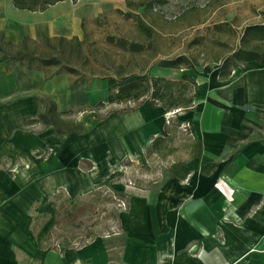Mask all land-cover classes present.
Wrapping results in <instances>:
<instances>
[{
	"label": "crops",
	"instance_id": "crops-1",
	"mask_svg": "<svg viewBox=\"0 0 264 264\" xmlns=\"http://www.w3.org/2000/svg\"><path fill=\"white\" fill-rule=\"evenodd\" d=\"M50 8L30 11L0 0V264H264V64L246 62L226 79L215 70L192 73V109L177 114L144 104L127 113L138 115L125 126L112 124L120 116L109 114L87 135L41 123L22 128L43 110L39 99L56 100V92L51 74L22 70L4 56L31 52L38 28L43 40L54 37ZM179 70V77L192 72ZM169 117L180 125L166 124ZM158 135L171 137L163 153L153 154L168 164L167 181L154 192L129 189L115 233L76 247L37 245L32 218L22 216L30 200L59 190L67 197L89 193L102 168L147 162L146 148ZM31 148L48 152L37 162L44 183L28 181L33 173L22 177L17 165L22 149L26 155Z\"/></svg>",
	"mask_w": 264,
	"mask_h": 264
},
{
	"label": "rangeland",
	"instance_id": "rangeland-1",
	"mask_svg": "<svg viewBox=\"0 0 264 264\" xmlns=\"http://www.w3.org/2000/svg\"><path fill=\"white\" fill-rule=\"evenodd\" d=\"M51 6L54 37L49 42L43 40L40 35L45 30L38 28L37 41L28 43L29 54L57 56L62 63L78 70L75 74L62 72L51 78L52 90L56 92L54 101H58L59 111H66L61 115L67 122L65 126L82 124L79 130L82 135L90 132L94 120L102 117L106 120L114 111L124 110L111 121L117 126H125L137 118V113H127L138 112L143 105L136 106L137 101L117 94V79L128 76L130 80L145 73L179 79V69H162L157 63L187 55L200 64L198 69L205 63L213 65L216 58L238 44L245 25L264 21V0H63ZM216 24H226L231 30L218 31L214 28ZM74 29L78 36L73 34ZM62 34L71 37L59 42ZM75 38L79 41H74ZM131 43L140 44L142 49L129 50ZM20 67L27 69L24 65ZM43 70L48 76L58 67ZM74 82L76 85L72 87ZM42 100L39 99L40 103ZM28 126L23 124L22 128ZM51 130L55 132L53 127ZM34 131L41 134L37 127ZM47 153L31 148L24 155L22 149V161L17 163L22 177L32 172L28 181L44 183L43 162H37ZM81 166L84 168L85 164L82 162ZM101 172L99 184L89 193L67 197L57 189L56 194H39L28 202L22 216L25 213L32 218L30 233L40 248L76 247L98 234L115 233L117 220L127 205L126 192L129 189L154 192L167 181L168 164L152 155L147 162L137 164L124 159L116 171L111 169L107 173L102 168ZM27 187L22 184V207L28 201L23 196ZM37 212L45 214L33 220Z\"/></svg>",
	"mask_w": 264,
	"mask_h": 264
},
{
	"label": "trees",
	"instance_id": "trees-1",
	"mask_svg": "<svg viewBox=\"0 0 264 264\" xmlns=\"http://www.w3.org/2000/svg\"><path fill=\"white\" fill-rule=\"evenodd\" d=\"M58 1L63 0H13V5L18 9L43 11ZM142 27L147 29L144 26ZM214 28L218 31H222L225 28L229 31L231 30L226 24H216ZM76 39L77 38H75L74 41H79ZM65 40L66 39L62 36L58 38L59 42ZM46 41L49 42L50 39L46 38ZM78 43L80 44V42ZM128 47L129 50L134 52L142 49V46L137 43H131ZM8 59L18 61L20 65H24L27 69L39 72H43V69L49 66H57L58 70L52 73V76L62 72L75 74L78 71L69 64L62 63L57 56L46 58L33 56L29 53L14 55L6 53L4 61ZM24 60L27 62L24 63ZM249 61H256L259 64H264V22L245 25L239 35L238 44L234 48L228 50L226 54L216 58L213 65L205 63L198 69L197 67L200 66V64H197L193 58L187 55H178L170 59H162L157 63L158 67L189 70L192 72L182 73L177 80L151 75L149 73H145L130 80H128V76H123L117 79V94L128 96L129 99L137 101L138 103L136 106L148 104L152 107H162L166 112L177 114L178 112L192 109L194 102L193 87L197 83L195 76L202 75L206 70H215L218 72V77L220 79H226L234 68L242 66ZM192 73H194L195 76ZM75 85L76 82H74V84L72 83V87ZM42 104L43 110L38 112L35 118L24 121V125L41 123L46 126H52L55 132H80L79 130L82 128L81 125L73 124L72 127L65 126L67 122L62 120L61 115L66 113V111H58L57 104L54 100L43 98ZM123 112L124 110H120L117 112L114 111L113 113L122 114ZM102 119L104 120L105 118ZM169 123L180 125V122L173 120L172 117L167 119L166 124ZM170 139V136L164 137L162 135L153 137L149 146L146 148V154L149 156L161 152L163 153ZM44 214V212H37L34 214L33 219L43 216Z\"/></svg>",
	"mask_w": 264,
	"mask_h": 264
}]
</instances>
